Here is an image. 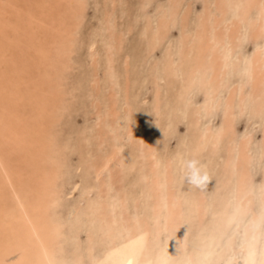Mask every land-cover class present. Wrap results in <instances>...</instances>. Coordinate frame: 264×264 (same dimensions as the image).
Segmentation results:
<instances>
[{
  "label": "bare ground",
  "instance_id": "obj_1",
  "mask_svg": "<svg viewBox=\"0 0 264 264\" xmlns=\"http://www.w3.org/2000/svg\"><path fill=\"white\" fill-rule=\"evenodd\" d=\"M129 3L0 0V264H264V0Z\"/></svg>",
  "mask_w": 264,
  "mask_h": 264
},
{
  "label": "rangeland",
  "instance_id": "obj_2",
  "mask_svg": "<svg viewBox=\"0 0 264 264\" xmlns=\"http://www.w3.org/2000/svg\"><path fill=\"white\" fill-rule=\"evenodd\" d=\"M92 1H94V0H92ZM160 2H161V4H163L164 2H165V0H159ZM130 2H132V3H129L130 4V6L132 7V5L134 4V2H135V0H130ZM158 4H159V2H158ZM201 3H197L196 5H195V8L196 9H199L200 7H201ZM92 8H91V10L89 11V14H88V20H89V26H96L97 24H98V22H97V19H96V14L94 13V8H93V6H91ZM198 7V8H197ZM153 9H154V7H152V6H150V8L148 9L149 10V12H153ZM91 12V13H90ZM95 22V23H94ZM173 33H174V36H177L178 34H179V31H178V28H176V29H174V31H173ZM176 34V35H175ZM140 34L139 33H131V34H129L128 36H127V38H128V42H129V45L132 47H134L133 49H131V47L129 46L128 47V50H127V53L129 54H133V55H135V53L134 52H136V54L138 53V48L136 47L137 45V43H138V39H140ZM133 51V52H132ZM84 52H85V50H83V54H84ZM157 52H158V54H157ZM164 52H165V47H160L158 50H156L155 51V54L153 55V57H152V61H156V60H161L162 59V57H163V55H164ZM151 61V62H152ZM147 88V89H146ZM144 93H145V95L143 94L142 95V99H143V101L141 102V105H142V107L143 108H148L149 106H150V104H151V102L153 101V85L152 84H150V86L149 85H146V87H145V90H144ZM152 96V97H151ZM202 94L200 93L199 95H198V101H200L201 99H202ZM146 103V104H145ZM146 106V107H145ZM148 115V116H147ZM147 117V118H146ZM143 120H144V123H143V125H145V126H149V125H152L153 123H155V121H156V116H154L153 114H151V113H148V114H145V116H144V118H143ZM221 120H222V118H221V116L220 115H218V116H216V117H213V120H212V123L214 124V126H219L220 124H221ZM79 121V122H78ZM216 121V122H215ZM77 122L79 123V124H82V122H83V118L82 117H79V118H77ZM215 122V123H214ZM241 124V125H240ZM240 126H238V128H239V130L240 131H242L243 129H245V127L248 125V119L246 118V119H243V120H241L240 121ZM187 132H188V123L186 122V121H184V122H182L180 125H179V127H178V133H175V135L173 136V138L171 139V142H170V147H172V148H174L175 147V145H177L181 140H180V136H182V135H186L187 134ZM257 136H258V138L261 136V132L259 131V133L257 134ZM180 140V141H179ZM178 141V142H177ZM128 149H130V148H127V150ZM127 152H129V150L127 151ZM73 163H76L77 162V157L76 156H73ZM72 177H73V181L79 186V184L81 185L82 184V182H81V175H80V173L78 172V171H73L72 172ZM77 179V180H76ZM78 181V182H77ZM215 182V178H214V176H213V179H210V182L208 183V185H207V188H206V190L209 192V191H211V189L213 188V183ZM78 191H76L75 193H74V195L72 196V200L73 199H78Z\"/></svg>",
  "mask_w": 264,
  "mask_h": 264
},
{
  "label": "clouds",
  "instance_id": "obj_3",
  "mask_svg": "<svg viewBox=\"0 0 264 264\" xmlns=\"http://www.w3.org/2000/svg\"><path fill=\"white\" fill-rule=\"evenodd\" d=\"M178 163L182 173V179L188 185L202 191L206 189L210 182V175L204 163L195 157L180 158Z\"/></svg>",
  "mask_w": 264,
  "mask_h": 264
}]
</instances>
